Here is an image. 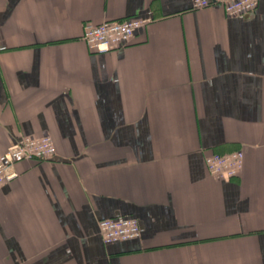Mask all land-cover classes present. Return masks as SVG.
Masks as SVG:
<instances>
[{"label":"crops","instance_id":"0c3cea01","mask_svg":"<svg viewBox=\"0 0 264 264\" xmlns=\"http://www.w3.org/2000/svg\"><path fill=\"white\" fill-rule=\"evenodd\" d=\"M151 18L102 54L85 24ZM0 150L51 136L0 186V264H264V0H0ZM245 150L237 177L205 159ZM141 238L104 242L103 218Z\"/></svg>","mask_w":264,"mask_h":264},{"label":"built area","instance_id":"2783aa9c","mask_svg":"<svg viewBox=\"0 0 264 264\" xmlns=\"http://www.w3.org/2000/svg\"><path fill=\"white\" fill-rule=\"evenodd\" d=\"M219 5L232 16L253 12L259 0H193V7L200 9ZM151 18H128L108 20L101 24H85L83 40L96 53H108L127 45L136 33L149 24ZM5 49L4 47L0 48ZM57 153L51 136H22L5 151L0 150V186L19 177L17 166L24 161H48ZM245 150L237 149L229 153H213L205 159L208 171L219 178L237 177L244 165ZM99 230L106 243L141 238L142 228L138 219L126 216L103 218Z\"/></svg>","mask_w":264,"mask_h":264}]
</instances>
